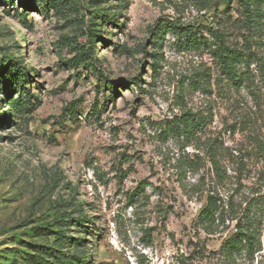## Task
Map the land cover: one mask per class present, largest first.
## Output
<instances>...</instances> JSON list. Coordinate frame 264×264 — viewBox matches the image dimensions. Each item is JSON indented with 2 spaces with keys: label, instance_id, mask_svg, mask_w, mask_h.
<instances>
[{
  "label": "rangeland",
  "instance_id": "374dc122",
  "mask_svg": "<svg viewBox=\"0 0 264 264\" xmlns=\"http://www.w3.org/2000/svg\"><path fill=\"white\" fill-rule=\"evenodd\" d=\"M247 15L239 0H0L1 264L63 229L87 264L216 262L236 221L201 228L208 194L264 200V30ZM187 28L207 44H183ZM216 29L251 53L242 86L211 53ZM187 111L205 120L189 140L168 130Z\"/></svg>",
  "mask_w": 264,
  "mask_h": 264
},
{
  "label": "trees",
  "instance_id": "16d2710c",
  "mask_svg": "<svg viewBox=\"0 0 264 264\" xmlns=\"http://www.w3.org/2000/svg\"><path fill=\"white\" fill-rule=\"evenodd\" d=\"M241 6L249 13L248 18L252 28H261L264 30V13L262 4L264 0H239ZM174 29L176 26L174 23L171 25ZM187 39L185 43L190 46L200 47L207 44V40H201L197 33H194L187 28ZM182 29L177 28L176 34L182 36ZM191 32V33H190ZM212 36L217 40L214 47L211 48L212 55L218 59L222 74L228 80L227 82L233 86H242L246 81L244 66H250L253 58L251 53L243 52L237 48L229 47L224 41L222 34L219 31L210 30ZM181 38V37H180ZM204 38V37H202ZM205 39V38H204ZM14 62V63H13ZM7 77L13 82L14 85H22V88L29 92L26 85L25 76L28 75L27 68H25L19 60H13L12 63L6 68ZM104 78V74L101 73L98 78ZM7 80V78H6ZM3 82L0 80V85ZM11 83H9V86ZM13 85V86H14ZM205 120L203 117L196 116L191 111H187L177 117L175 123L168 129L170 132H174L180 136H184L186 140H189L191 136L204 126ZM166 131V130H165ZM216 168L219 169L218 161H215ZM142 195L143 192H137L130 195L133 198L134 195ZM262 195L257 197L247 198L244 201L247 202L246 207L239 208L227 206L222 202V198L214 193H209L206 205L201 209L197 216V224L208 233H214L216 231H222L226 228V222L228 219L236 221L235 230L227 236L218 251L213 253L212 259L216 262L213 264H254L256 254L262 250L260 241V224L264 218V207L261 209H255L256 205H253V201L262 203ZM243 203V201H242ZM66 229L60 230L55 235L54 246L44 247L39 245V248L33 249L35 253L28 252L22 259H18V254L13 259L12 264H87L86 259H81L80 256L72 253L71 251L65 253V244L70 246H82L83 238H73L66 234ZM41 234H47L43 232ZM32 250V251H33ZM199 257L204 256V250L202 248L198 251ZM6 259H9L6 257ZM1 264V263H0ZM11 264V263H9Z\"/></svg>",
  "mask_w": 264,
  "mask_h": 264
}]
</instances>
